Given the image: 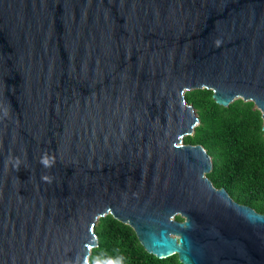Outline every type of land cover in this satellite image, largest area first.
Listing matches in <instances>:
<instances>
[{"label":"water","instance_id":"95a60500","mask_svg":"<svg viewBox=\"0 0 264 264\" xmlns=\"http://www.w3.org/2000/svg\"><path fill=\"white\" fill-rule=\"evenodd\" d=\"M199 88L264 131V0H0V264H88L109 213L159 258L264 264V213L183 141Z\"/></svg>","mask_w":264,"mask_h":264},{"label":"trees","instance_id":"16d2710c","mask_svg":"<svg viewBox=\"0 0 264 264\" xmlns=\"http://www.w3.org/2000/svg\"><path fill=\"white\" fill-rule=\"evenodd\" d=\"M185 97L194 106L199 123L183 141L201 144L212 157L214 167L207 176L216 187H225L234 200L264 213L261 111L253 101L242 98L220 105L208 88L186 91ZM95 231L98 245L92 248L88 264H183L178 254L159 258L148 252L134 229L111 213L101 218Z\"/></svg>","mask_w":264,"mask_h":264}]
</instances>
